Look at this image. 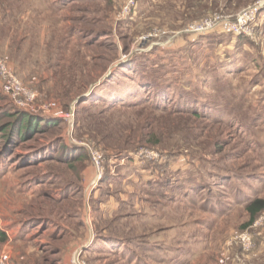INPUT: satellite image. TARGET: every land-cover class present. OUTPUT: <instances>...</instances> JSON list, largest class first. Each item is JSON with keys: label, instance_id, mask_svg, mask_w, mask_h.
<instances>
[{"label": "rangeland", "instance_id": "obj_1", "mask_svg": "<svg viewBox=\"0 0 264 264\" xmlns=\"http://www.w3.org/2000/svg\"><path fill=\"white\" fill-rule=\"evenodd\" d=\"M0 61L9 264H264V0H0Z\"/></svg>", "mask_w": 264, "mask_h": 264}, {"label": "built area", "instance_id": "obj_2", "mask_svg": "<svg viewBox=\"0 0 264 264\" xmlns=\"http://www.w3.org/2000/svg\"><path fill=\"white\" fill-rule=\"evenodd\" d=\"M255 8L243 10L237 17L234 22H225L219 20H209V21H199L191 24L186 32H191L196 35H204L213 32H229L234 34H240L248 28L249 21L252 20L255 12ZM0 76L3 79V90L6 93L12 94L14 97H18L19 105L24 109V111L29 112L26 108L28 102H31L35 99L36 94L32 89L25 87L21 81L8 70V67L3 61H0ZM57 109V104L54 101H51L47 104L46 110L44 112L49 113L45 114L46 116L52 115L51 111ZM70 117V115H66ZM93 159L95 161L99 160V153L97 151H91ZM9 255L6 251H0V264H9L8 263Z\"/></svg>", "mask_w": 264, "mask_h": 264}, {"label": "trees", "instance_id": "obj_3", "mask_svg": "<svg viewBox=\"0 0 264 264\" xmlns=\"http://www.w3.org/2000/svg\"><path fill=\"white\" fill-rule=\"evenodd\" d=\"M56 120L57 117L54 116H45V118H41L36 115L34 116L28 113L27 111H21L18 113V116L16 117L14 124H16V127L18 128L17 129L18 136H21L22 134H24L26 130L33 129L34 131L35 129L39 128V126H41V122L42 124L44 123L45 125H54V122ZM258 202L259 201H255L249 203L246 206V210L249 213V223H251L255 219L257 212H259L262 208V207H258L257 205Z\"/></svg>", "mask_w": 264, "mask_h": 264}]
</instances>
